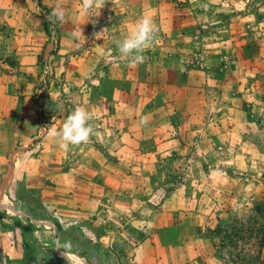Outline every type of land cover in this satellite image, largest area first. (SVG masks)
Segmentation results:
<instances>
[{
    "label": "rangeland",
    "instance_id": "374dc122",
    "mask_svg": "<svg viewBox=\"0 0 264 264\" xmlns=\"http://www.w3.org/2000/svg\"><path fill=\"white\" fill-rule=\"evenodd\" d=\"M4 1L24 6L31 32L30 56L8 57L15 71L3 75L14 98L0 99V264L54 255V236L41 242L37 222L65 198L79 210L59 234L72 264H264V26L256 38L240 36L253 14L264 16V0L227 15L213 0H97L89 21L82 0ZM57 6L63 22L48 19ZM144 16L158 31L133 65L115 41ZM118 65L120 87L91 83L98 69ZM77 107L95 116L94 131L107 116L109 135L127 125L141 135L117 137L110 150L61 148L51 133ZM49 123L45 137L31 138ZM126 196L133 217L121 209ZM130 221L140 232L120 229ZM105 226L119 228L124 245L115 256L90 255Z\"/></svg>",
    "mask_w": 264,
    "mask_h": 264
},
{
    "label": "crops",
    "instance_id": "0c3cea01",
    "mask_svg": "<svg viewBox=\"0 0 264 264\" xmlns=\"http://www.w3.org/2000/svg\"><path fill=\"white\" fill-rule=\"evenodd\" d=\"M213 1L217 7L218 13L222 15H225V14L227 15V13L231 11L238 12V11H241V9L244 10V8L247 9V8L253 7V5H251L253 0H213ZM253 15L255 16H253L252 23H247L246 28L240 34L242 39H244L242 35H246L245 36L246 39H252V37L256 38L261 26H264V16L263 15L259 16L258 12H256ZM27 19H28V15L22 4H19L16 2L8 3L7 1L5 2L4 0H2V4H0V90L2 91V92L0 91V99H3L2 97H4L5 100L7 99L8 101V99L12 98L13 100L14 98L12 94L10 96L8 93L3 92L7 90V88L8 89L14 88V87H11L13 86V83L10 84L11 82H8L9 84L7 85V79L3 76V75L10 76L15 71L12 65L8 63L7 58L12 55V57L16 58L17 61H20V63H23L24 60L30 56L29 47L26 41H29L28 37L31 32V29L29 26L30 22ZM37 30L39 31L40 28L38 27ZM37 30L35 32H38ZM17 40H20V43L22 44H19L17 46H10L12 42H15ZM118 64H121V63L118 62ZM118 67H120V65H118L117 68L116 66H108V67H102L101 69H98L97 74H99V76L90 77L91 83L96 84V86H99L100 89L106 86L108 91H110V89H113V88L116 89V86H119V85L121 86L122 81L125 80V73L120 74V71L125 72V66L122 67L121 70L118 69ZM22 68H23L22 66L19 67V69H22ZM136 70L137 69L134 70V73L139 71V70L137 71ZM150 72H152L151 69H150ZM9 102H12V101L10 100ZM151 103L152 102L150 101L148 104V108L150 107L149 109H153V106ZM142 113L144 112H141V115H143ZM58 114L59 113H57L56 115ZM55 117L57 116H54L51 122L56 119ZM106 118L107 116L99 117V119L103 120L101 122V128H99L97 131H94V134L88 140V144H91L96 151H97V147H95L96 145H103V147L106 146L109 148L108 150H110L112 147L117 148L121 143L119 142L117 137H126L127 135V137L131 138L132 136L141 135V134H134L133 129H130L131 126H128V125L127 126L129 128L127 126L122 127V128H117L109 135L110 130L106 129L109 123V119H106ZM94 119H95V116H92V121ZM50 125H52V123H49V126H48L49 128L48 127L45 128L42 125V129L44 130V132L40 131L38 135L34 136L35 132L34 131L30 132V134L32 133V135L34 136L31 138H36L38 140L39 138L45 137L46 134L49 133L50 131V127H51ZM4 128H5V125L0 122V129H4ZM97 132L100 133L99 138H96ZM196 146H198V144ZM121 163H123L124 165L127 164L124 161ZM98 196L95 195V197H98ZM104 196L105 195H102L101 199H103L102 197ZM99 197L97 199H99ZM125 198H127V196ZM133 200L134 199L131 200L130 198L129 199L127 198L126 200H122L123 201L122 203H127L126 204L127 207L124 204L121 206L122 211L128 212V214H131L130 216L132 217L134 215H132L131 213L132 211H130L132 210L130 209V202ZM59 201L53 200V204L56 205V210L51 206H50V209L48 208V211H50V215L52 217L47 218L45 216L46 218H44L43 220H38L37 222V226H38L37 231L41 234V242H44L45 244L47 240H49L50 235L54 236L55 238L54 255L50 257V255L47 256L45 254L44 255L45 260L39 262L38 264H51V263H46V259L49 261L51 260L52 264H59L62 260L61 258L63 257L67 260L69 264H72L73 256L75 253H73L70 250L71 244H69L66 241V238L64 240L65 242H63L62 237L59 234L61 232L60 227L62 226L69 225V228L71 230L73 229L72 224L75 223L77 220L73 221V218L75 217H72V216L73 215L76 216L79 210H78V207L76 206L77 204L76 201H75V204H73V200L71 198H65L64 200L61 199ZM89 207H91V205H89ZM132 217H129V218H132ZM125 225H128L126 227L128 229L127 233L136 232V231L140 232V230L136 227V224H134V222H131V221L130 223L125 222V224L121 226L120 229L123 230ZM105 227L107 229H105L103 232L99 231L96 228L97 231L95 232L93 241H91L90 243L97 242L100 245L101 249H97L95 246H93L89 253L90 255L96 256V255H100L102 251H108L111 253V255L113 254L115 256V253L113 250L116 249L115 247L117 246V244H120L121 246L124 245L118 238L114 237V234L116 232L121 231L119 228L115 230L114 228L112 229V227H107V226ZM46 229H49V230L47 231ZM140 244L141 243H139V245ZM62 246H64V248H62ZM57 248L59 249V251H57L58 250ZM137 248L138 247H134L135 250ZM11 254L15 258L16 252L13 251Z\"/></svg>",
    "mask_w": 264,
    "mask_h": 264
},
{
    "label": "clouds",
    "instance_id": "9594fccd",
    "mask_svg": "<svg viewBox=\"0 0 264 264\" xmlns=\"http://www.w3.org/2000/svg\"><path fill=\"white\" fill-rule=\"evenodd\" d=\"M101 7L98 6L97 0H82L81 11L83 15L88 17L89 21L91 17L99 15ZM65 17L66 10L57 6L49 14L48 19L53 22H63ZM157 31L158 28L152 18L147 16L141 17L134 28L123 39L115 41L119 59L133 65L142 63V52L154 42ZM71 38L77 40L78 36L72 33ZM91 119L92 117L84 107H77L67 116L62 128L53 130L51 135L57 138L59 146L64 149H67L70 145L87 143L94 134V129L89 123ZM140 123L145 125L148 121L145 118H141Z\"/></svg>",
    "mask_w": 264,
    "mask_h": 264
}]
</instances>
